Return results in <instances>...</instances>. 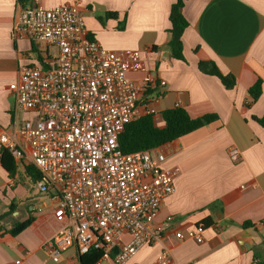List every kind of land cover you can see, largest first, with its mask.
Returning <instances> with one entry per match:
<instances>
[{
    "label": "crops",
    "instance_id": "obj_1",
    "mask_svg": "<svg viewBox=\"0 0 264 264\" xmlns=\"http://www.w3.org/2000/svg\"><path fill=\"white\" fill-rule=\"evenodd\" d=\"M174 2L38 0L46 7H81L90 35L105 48L143 52L157 83L141 101L159 112L154 119L159 127L164 126L162 112L177 107L194 118L216 116L211 124L161 147L163 168L175 174V191L155 220L165 224L164 235L126 264H152L162 251L169 252L171 264H264V126L258 121L264 118V0H186V61L173 58L168 47ZM32 4L0 0V131L10 134L26 115L16 113L9 87L23 65L40 66L53 48L13 37L17 11ZM107 12L118 17L107 18ZM200 61L214 62L223 74L234 75L236 86L227 89L217 76L200 71ZM142 76L128 73L135 80ZM258 80L262 94L253 101L248 90ZM233 149L239 151L236 162ZM28 168L17 162L11 178L0 162V228L34 219L17 235L0 231V264H81L75 247L61 251L57 262L45 249L62 223L57 204L38 190ZM200 226L202 243L188 236Z\"/></svg>",
    "mask_w": 264,
    "mask_h": 264
},
{
    "label": "built area",
    "instance_id": "obj_2",
    "mask_svg": "<svg viewBox=\"0 0 264 264\" xmlns=\"http://www.w3.org/2000/svg\"><path fill=\"white\" fill-rule=\"evenodd\" d=\"M30 1L17 11L13 37L45 43L56 53L47 52L40 66L23 65L10 85L15 111L26 117L15 133L0 131L1 148L39 172L35 186L58 206L62 225L44 245L54 261L75 247L79 256L98 249L101 260L126 264L161 241L165 224L155 220L175 191L161 147L125 153L119 144L129 123L158 117L141 101L157 78L141 50H111L94 39L78 5ZM130 72L143 76L131 79ZM230 155L238 161L237 149ZM202 232L200 226L188 236L202 243ZM171 262L162 251L152 264Z\"/></svg>",
    "mask_w": 264,
    "mask_h": 264
},
{
    "label": "trees",
    "instance_id": "obj_3",
    "mask_svg": "<svg viewBox=\"0 0 264 264\" xmlns=\"http://www.w3.org/2000/svg\"><path fill=\"white\" fill-rule=\"evenodd\" d=\"M185 1L175 0L173 3L169 15L171 26L168 30V47L172 56L175 59L183 61H186L184 56L183 34L189 26V22L183 14ZM106 16L107 18H117L118 14L115 12H107ZM199 69L205 74L217 76L227 89H233L236 86L235 76L232 74H223L214 62L200 61ZM262 86V80H258L248 90L253 101H256L261 96ZM161 116L164 123L162 127L156 125L152 115L142 116L129 123L119 139L121 150L125 153H130L162 147L216 120L215 115L191 117L184 108L180 107L163 111ZM258 121L264 126V118L258 119ZM0 162L9 176L11 178L14 177L17 171V162L5 148H1ZM28 171L32 174L35 181L41 178L39 172L34 168H28ZM33 220L30 217L18 222L9 230L0 228V231L4 230L12 235H17L29 227ZM247 225L249 224H245L244 226L246 227ZM80 258L81 264H98L102 258V251L91 249L89 253L81 255Z\"/></svg>",
    "mask_w": 264,
    "mask_h": 264
},
{
    "label": "rangeland",
    "instance_id": "obj_4",
    "mask_svg": "<svg viewBox=\"0 0 264 264\" xmlns=\"http://www.w3.org/2000/svg\"><path fill=\"white\" fill-rule=\"evenodd\" d=\"M55 53H56V49H55V48H52V49H51V54H52V55H55Z\"/></svg>",
    "mask_w": 264,
    "mask_h": 264
}]
</instances>
